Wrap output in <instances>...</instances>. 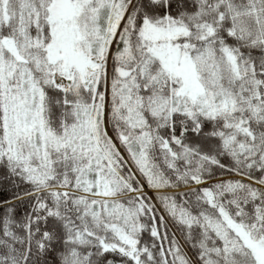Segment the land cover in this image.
<instances>
[{"label": "snow or ice", "instance_id": "1", "mask_svg": "<svg viewBox=\"0 0 264 264\" xmlns=\"http://www.w3.org/2000/svg\"><path fill=\"white\" fill-rule=\"evenodd\" d=\"M0 264H264V0H0Z\"/></svg>", "mask_w": 264, "mask_h": 264}]
</instances>
